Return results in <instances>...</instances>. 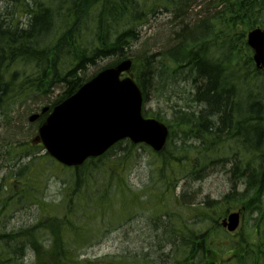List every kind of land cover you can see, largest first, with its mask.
I'll return each instance as SVG.
<instances>
[{
    "label": "trees",
    "instance_id": "trees-1",
    "mask_svg": "<svg viewBox=\"0 0 264 264\" xmlns=\"http://www.w3.org/2000/svg\"><path fill=\"white\" fill-rule=\"evenodd\" d=\"M47 1L24 0L7 13L0 9L1 115H17V105L23 109L29 100L42 102L62 89L46 105L52 109L76 93L96 73L87 78V68L104 58H113L106 66L134 60L145 104L152 91L161 94L164 87L179 92L183 103L175 101L170 119L144 109L146 116L169 126L161 152L125 139L68 168L47 153L37 155L38 147H44L33 141L36 132L28 144H13L14 155L5 151L18 162L0 185V264H28L29 252L34 259L29 264H88L81 258L83 249L101 242L135 209L152 204V229L169 247L160 255L163 264H264V71L256 67L247 43L250 29L264 27V0ZM204 3L201 11L193 9ZM206 6L213 12L205 14ZM21 7L28 15L24 25L14 17ZM162 10L170 11L175 25L173 47L149 54L142 44L139 54H131L140 44L142 27ZM56 25L65 29L49 41ZM180 79L192 88L179 89ZM47 113L37 119L38 127ZM12 117L17 124L21 115ZM143 148L150 158L149 180L159 184L148 200L130 181ZM43 159L71 170L62 199L51 210L36 195ZM221 166L229 175V192L220 199L208 195L198 205L184 204L188 211L167 213L181 181H202ZM32 202L43 208L41 220L27 228L11 227L13 214ZM237 208L254 219L251 232L223 228L221 220Z\"/></svg>",
    "mask_w": 264,
    "mask_h": 264
},
{
    "label": "rangeland",
    "instance_id": "rangeland-1",
    "mask_svg": "<svg viewBox=\"0 0 264 264\" xmlns=\"http://www.w3.org/2000/svg\"><path fill=\"white\" fill-rule=\"evenodd\" d=\"M9 1H11L10 4ZM40 1L45 3L47 0ZM23 2L24 0H0V9L7 13L11 9V5ZM212 5L215 7L217 3L214 1ZM204 6L205 3L199 5V8L196 6L193 9L195 11H201V8ZM212 12L213 9L210 6H206L205 14ZM22 13L21 7L18 13H14V17L15 21L17 19L24 25L28 20V15L24 13L21 15ZM9 15L11 16V13L6 16L10 17ZM170 17V11L167 12L165 10L160 11L158 15L152 16L149 22L142 27L140 44L139 46L132 48L131 54H139V52L142 50V44H144L143 47L147 49L149 54H152L155 51L162 52L170 47H173L174 43L171 41L173 39L172 35L175 30V25L173 26V24H171ZM64 29L65 27L56 25L53 29L54 33L50 35L49 41H52L54 37L56 38L58 35H60ZM112 60L113 58L100 59L96 64L89 66L86 70L87 78H89L95 72H98L102 68L106 67V65L112 63ZM185 87L187 90L190 89V87ZM61 90L62 89L57 90L54 92L51 98H47V100L42 102L36 101V99H31V101L29 100L23 109H20L18 107L20 105H17V115L12 114L7 118L6 116L0 114V185L6 184L7 175H9V169L12 167L13 163L18 162V159H13V155L15 154L13 144L21 142L28 144L30 139L33 138L34 133L36 132V136L38 132L37 122L30 121V116L37 113L40 114L41 108L49 105V103L53 101L54 98H57ZM180 97L181 94H179V92L176 90L174 92L171 87L170 89L164 87V90L161 92V94L156 91L151 92V101L147 102L145 107L147 110L151 108L156 111L158 110L163 114H161L163 117L165 116L166 119H170L173 113L172 105L175 103V101L183 103V100L179 99ZM28 104L35 106L29 108ZM18 115H21V118L17 124H14L12 122V116L18 117ZM38 148L41 149V153H37V155L45 154V149H43L41 146ZM33 150L34 152L37 151L36 149ZM5 151L8 153L11 152L13 155L8 156V154H4ZM141 152L142 157L131 172L130 181L132 188L140 196H142L143 199L148 200L156 195V187L159 186V184L149 180V153L144 148L141 149ZM40 164L43 166V168L41 173L38 174L40 178L38 180L39 187L36 188V195L38 202H49L50 204H48L46 208L51 210V204L55 205V202H59L62 199L64 187L67 182L66 180L69 177L71 170L61 169L54 160L47 163L46 160L43 159L40 160ZM214 170L215 171L211 176L202 181L190 180L187 183L181 181L176 190L172 192L173 198L171 199V202H169L171 203V206H169L167 213H174V211L171 209L177 208L188 211V208L184 207V204H190L193 206V202L191 201H194L196 205H198L206 197H208V195L211 199H220L225 193L229 192L231 184L229 182V175L226 168L221 166L219 168H215ZM3 181H5V183ZM147 190H150L151 196H148L149 193ZM183 192L189 196L183 197ZM148 206L149 207L135 209L133 211L135 213L132 217L125 220V222H122L116 229L105 234L101 242L89 246L87 250L86 248L83 249V255L81 258L84 261L86 260L89 262L88 264H90V262H93V264H147L149 261L163 264V259L162 256L160 257V255L162 251L167 252L169 247H165V238L161 234L157 236L156 232L152 229L151 216L154 215L155 204ZM191 206L190 208H192ZM238 209L240 208L235 210ZM43 212V208L37 203H29L13 214L11 217V227L20 229L32 226L41 220ZM246 214L247 216L243 214L241 226L237 232H235L236 234L242 231H252L251 226L254 223V219H252L250 214ZM193 216L194 214L192 213V217ZM195 218L197 219V217ZM192 222L195 223L196 221L193 220L190 224H192ZM196 226H199L198 219ZM103 233H105V230H103ZM161 247H164V250H162ZM27 256L26 262L29 264L30 261L32 262L34 259L31 252H29ZM224 264H233V262L231 263V261L226 260Z\"/></svg>",
    "mask_w": 264,
    "mask_h": 264
},
{
    "label": "water",
    "instance_id": "water-1",
    "mask_svg": "<svg viewBox=\"0 0 264 264\" xmlns=\"http://www.w3.org/2000/svg\"><path fill=\"white\" fill-rule=\"evenodd\" d=\"M248 43L254 49L256 65L264 69V30L250 31ZM132 65V60H125L99 72L54 108L39 128L36 140L67 166H80L124 138L145 142L161 151L169 129L158 119L143 115L144 97L140 87L133 76L121 77ZM37 117L34 114L30 119L34 121ZM240 221V212H233L223 220V225L235 231Z\"/></svg>",
    "mask_w": 264,
    "mask_h": 264
},
{
    "label": "bare ground",
    "instance_id": "bare-ground-1",
    "mask_svg": "<svg viewBox=\"0 0 264 264\" xmlns=\"http://www.w3.org/2000/svg\"><path fill=\"white\" fill-rule=\"evenodd\" d=\"M185 86L192 88V86H190L186 81L180 79L179 82H178V88L181 89V88H184Z\"/></svg>",
    "mask_w": 264,
    "mask_h": 264
}]
</instances>
